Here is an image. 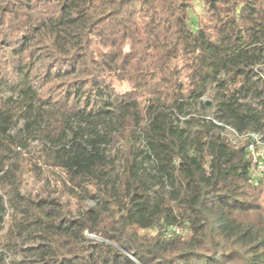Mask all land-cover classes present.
Instances as JSON below:
<instances>
[{
  "label": "trees",
  "instance_id": "16d2710c",
  "mask_svg": "<svg viewBox=\"0 0 264 264\" xmlns=\"http://www.w3.org/2000/svg\"><path fill=\"white\" fill-rule=\"evenodd\" d=\"M199 2L0 0V264H264V0Z\"/></svg>",
  "mask_w": 264,
  "mask_h": 264
},
{
  "label": "rangeland",
  "instance_id": "374dc122",
  "mask_svg": "<svg viewBox=\"0 0 264 264\" xmlns=\"http://www.w3.org/2000/svg\"><path fill=\"white\" fill-rule=\"evenodd\" d=\"M194 8L195 11L194 12H190V16H189V21L190 24L193 28H195L196 26V19L197 16L201 17L202 16V9H201V4L199 2V0H194ZM209 93H207L202 100L204 101H210L209 98ZM210 105V104H209ZM187 110L189 112H194V113H204L207 116H212L211 110L209 109H204L201 111V109L199 108L198 105H196L193 108H187ZM21 122L18 123L17 127L15 129H13V132H16L18 135H21L22 133H20L18 131V128L21 127ZM29 142V146L27 148H25L23 150L24 156L28 157L29 155H34L36 156L37 152H36V147L38 146V142L37 141H32L31 139L27 140ZM41 160L38 159V163L40 164ZM41 170L40 173L38 175H26L24 177V180L22 181L21 185L22 188H24L26 191L30 192L32 195L34 194H39V195H44V194H48L51 196H55L56 194H58V190H57V186L58 184V179H63V174L62 172L57 169V168H52V167H47L46 165L41 164ZM48 181V184L46 183ZM156 186L152 187V190H155ZM93 202L90 199H87L85 201V204L82 205H92ZM73 205L75 207L78 206V203H76L75 201H73ZM14 256L13 255H9V260L12 259Z\"/></svg>",
  "mask_w": 264,
  "mask_h": 264
},
{
  "label": "built area",
  "instance_id": "2783aa9c",
  "mask_svg": "<svg viewBox=\"0 0 264 264\" xmlns=\"http://www.w3.org/2000/svg\"><path fill=\"white\" fill-rule=\"evenodd\" d=\"M245 138V148L251 163L247 181L253 186H259L264 184V130L249 131Z\"/></svg>",
  "mask_w": 264,
  "mask_h": 264
},
{
  "label": "water",
  "instance_id": "95a60500",
  "mask_svg": "<svg viewBox=\"0 0 264 264\" xmlns=\"http://www.w3.org/2000/svg\"><path fill=\"white\" fill-rule=\"evenodd\" d=\"M205 103H206V105H209V104H210V102H209V101H205Z\"/></svg>",
  "mask_w": 264,
  "mask_h": 264
}]
</instances>
